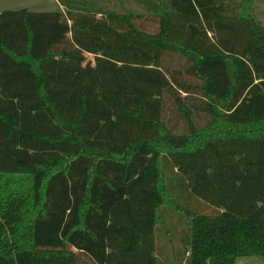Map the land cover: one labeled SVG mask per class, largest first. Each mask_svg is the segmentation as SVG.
<instances>
[{"label":"trees","instance_id":"trees-1","mask_svg":"<svg viewBox=\"0 0 264 264\" xmlns=\"http://www.w3.org/2000/svg\"><path fill=\"white\" fill-rule=\"evenodd\" d=\"M57 1L0 11V264L264 257V0ZM76 49L157 68L160 91L49 89Z\"/></svg>","mask_w":264,"mask_h":264},{"label":"rangeland","instance_id":"rangeland-1","mask_svg":"<svg viewBox=\"0 0 264 264\" xmlns=\"http://www.w3.org/2000/svg\"><path fill=\"white\" fill-rule=\"evenodd\" d=\"M27 7L33 10H57L56 0H0V11L4 9H18ZM258 17L264 24V12H258ZM43 69L50 75L49 89L51 90H83L97 92H132L154 93L160 91L159 69L148 68L139 65H122L99 55H92L81 49H76L70 57H58L43 64ZM169 183L173 182V174ZM177 191V188H173ZM184 203L186 197L180 199ZM188 205L197 208L190 200ZM213 206L203 203L198 209L204 212H212ZM163 210V211H162ZM160 214L165 221L164 226L157 228L163 231L161 235L156 233V241L160 250H166V244H170L171 252L175 256L183 252L184 245L181 230L185 227L184 215L172 210L168 206L161 207ZM159 249V248H158ZM172 260L175 259L172 257ZM236 264H264V257L243 256L236 260Z\"/></svg>","mask_w":264,"mask_h":264},{"label":"crops","instance_id":"crops-1","mask_svg":"<svg viewBox=\"0 0 264 264\" xmlns=\"http://www.w3.org/2000/svg\"><path fill=\"white\" fill-rule=\"evenodd\" d=\"M57 1V0H56ZM58 2V1H57ZM60 5H59V3H58V7H59ZM59 8H61V6L59 7Z\"/></svg>","mask_w":264,"mask_h":264}]
</instances>
